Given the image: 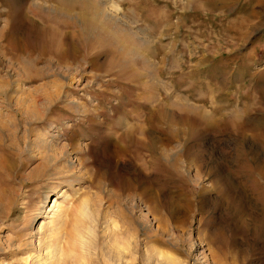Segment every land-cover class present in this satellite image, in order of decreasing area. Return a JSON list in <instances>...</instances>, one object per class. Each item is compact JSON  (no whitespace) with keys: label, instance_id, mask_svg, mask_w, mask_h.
<instances>
[{"label":"rangeland","instance_id":"obj_1","mask_svg":"<svg viewBox=\"0 0 264 264\" xmlns=\"http://www.w3.org/2000/svg\"><path fill=\"white\" fill-rule=\"evenodd\" d=\"M0 264H264V0H0Z\"/></svg>","mask_w":264,"mask_h":264}]
</instances>
